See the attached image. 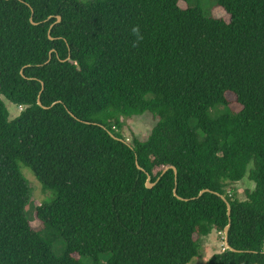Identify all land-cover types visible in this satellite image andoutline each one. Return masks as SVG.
<instances>
[{
	"label": "trees",
	"instance_id": "16d2710c",
	"mask_svg": "<svg viewBox=\"0 0 264 264\" xmlns=\"http://www.w3.org/2000/svg\"><path fill=\"white\" fill-rule=\"evenodd\" d=\"M215 4L227 21L195 0H0V264H188L228 222L234 250L205 264H264V0ZM145 112L127 143L120 117ZM20 165L54 195L33 216L58 255Z\"/></svg>",
	"mask_w": 264,
	"mask_h": 264
},
{
	"label": "rangeland",
	"instance_id": "374dc122",
	"mask_svg": "<svg viewBox=\"0 0 264 264\" xmlns=\"http://www.w3.org/2000/svg\"><path fill=\"white\" fill-rule=\"evenodd\" d=\"M195 3L199 5V7L202 9V12L206 16L212 15L215 17H222L226 21L229 18V16L215 4V0H195ZM228 97L230 100H233L231 95H228ZM2 99L8 110L9 119L16 117L22 107L13 104L4 97H2ZM221 109L222 106H218L214 111H219ZM155 121L156 120L148 112L131 117L122 116L120 117V131L127 143H130L134 137L143 140L149 134L151 128L155 124ZM20 171L29 187V195L24 208L25 214L27 215L33 229L40 231L42 235H47L52 239V249L54 253L58 255L63 250L62 238L59 236L53 237L51 234H49V232L44 230L41 224L33 216L35 207L40 205L42 202L51 200L54 195L52 192L42 189L33 173L27 167L20 165ZM252 187L253 183L244 178L243 180L228 186L227 189L230 192L231 190L234 191L236 197L239 199H243L245 197L244 190L246 188ZM225 248L226 244L224 241V234L222 232L212 230L208 235L200 238L199 255L193 258L188 264H205V261L212 254L221 252ZM81 262L84 264H90L91 260L88 257H82Z\"/></svg>",
	"mask_w": 264,
	"mask_h": 264
},
{
	"label": "water",
	"instance_id": "95a60500",
	"mask_svg": "<svg viewBox=\"0 0 264 264\" xmlns=\"http://www.w3.org/2000/svg\"><path fill=\"white\" fill-rule=\"evenodd\" d=\"M56 18H57V19H56V22H59V21H60V16L57 15ZM30 20H31V19H30ZM31 23L34 24L35 22H33V21L31 20ZM49 38L52 39L51 36H49ZM37 104L40 105V106H42V107H45V106L41 105L40 100L37 101ZM136 166H137L138 169H141V167H140L137 163H136ZM170 167L173 169L174 174L176 175V168H175L174 166H170ZM166 169H167V168H165V170H166ZM154 184H155V182H150V176L147 175L146 187H147V188H151ZM204 191H207V190H201L199 194H201V193L204 192ZM174 195L177 196L175 192H174ZM219 196H220L221 199L226 203L227 216H228V218H229V215H230V204H229V202L226 200V198H225L223 195H219ZM177 197H178V196H177ZM229 226H230V223L228 222V224H227V225L224 227V229H223L224 241H225V244H226V247H227V248H229V249H231V250H234L233 248H231V247L227 244V234H228Z\"/></svg>",
	"mask_w": 264,
	"mask_h": 264
},
{
	"label": "clouds",
	"instance_id": "9594fccd",
	"mask_svg": "<svg viewBox=\"0 0 264 264\" xmlns=\"http://www.w3.org/2000/svg\"><path fill=\"white\" fill-rule=\"evenodd\" d=\"M133 33L137 35L138 39H142V36L140 35L139 26H134L132 29Z\"/></svg>",
	"mask_w": 264,
	"mask_h": 264
}]
</instances>
